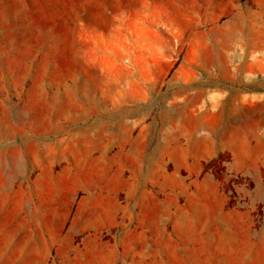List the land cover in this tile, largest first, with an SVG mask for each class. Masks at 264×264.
I'll use <instances>...</instances> for the list:
<instances>
[{
    "label": "rangeland",
    "instance_id": "obj_1",
    "mask_svg": "<svg viewBox=\"0 0 264 264\" xmlns=\"http://www.w3.org/2000/svg\"><path fill=\"white\" fill-rule=\"evenodd\" d=\"M0 264H264V0H0Z\"/></svg>",
    "mask_w": 264,
    "mask_h": 264
}]
</instances>
